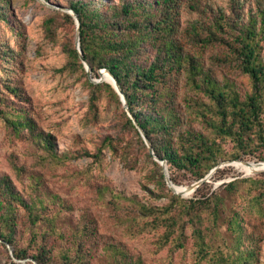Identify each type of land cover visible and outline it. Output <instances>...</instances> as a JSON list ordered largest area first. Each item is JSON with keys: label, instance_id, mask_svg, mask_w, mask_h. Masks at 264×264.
I'll return each mask as SVG.
<instances>
[{"label": "trees", "instance_id": "trees-1", "mask_svg": "<svg viewBox=\"0 0 264 264\" xmlns=\"http://www.w3.org/2000/svg\"><path fill=\"white\" fill-rule=\"evenodd\" d=\"M58 3L79 17L81 50L92 76L99 78L104 69L114 75L175 185L197 182L223 161L264 162V0ZM11 19L9 2L0 0V22L16 30ZM44 28L55 36L60 28L75 32L77 25L69 13H57L45 19ZM64 50L87 77L75 35ZM11 53L0 46V62L14 58ZM240 77L248 80V89L237 82ZM86 88L92 109L103 97L114 102L122 132L105 137L95 153L74 155H59L55 137L12 101H27L19 87L0 89L1 118L15 138L38 151L32 170L14 157L13 175L0 171L2 247L27 264H145L125 238L149 235L157 251L168 249L169 264L176 252L189 264H264V174L213 192L204 183L190 199L176 195L113 86L88 79ZM105 149L126 169L151 166L148 179L156 189L147 190L167 203L150 205L128 196L108 178L97 180L91 169L59 174L79 157L101 168ZM59 181L71 190L83 184L84 199L64 196L54 188ZM104 225L117 237L104 232Z\"/></svg>", "mask_w": 264, "mask_h": 264}, {"label": "rangeland", "instance_id": "rangeland-1", "mask_svg": "<svg viewBox=\"0 0 264 264\" xmlns=\"http://www.w3.org/2000/svg\"><path fill=\"white\" fill-rule=\"evenodd\" d=\"M7 1L11 11V20L16 21V30L11 28L13 23L8 25L1 21L0 46L12 49L11 54L14 58L7 56L0 62V89L4 91L5 84L20 88L27 101L23 102V100L11 97L12 101H15L17 107L27 108L30 116L36 119L45 133L55 137L59 155H74L84 150L95 153L105 137H117L122 132L119 123L120 110L106 97L96 103L95 109L90 107V94L86 88V80L89 77L70 64L71 60L64 50V44H70L74 35L76 43L77 30L72 32L60 28L55 36L45 31V19L50 15L66 13L65 8L58 3V0ZM104 1L110 2V0ZM18 32H22V35ZM100 79L101 76L94 78V80ZM237 82L245 89L249 88L246 78L240 77ZM105 83L108 82L105 81ZM5 96H9L7 92ZM37 155L36 146L28 141L15 138L0 116V171L13 175L9 160L14 157L19 165L32 170ZM102 159L103 166L100 168L91 158L79 157L76 160L67 161L66 167L58 172L64 176L70 169L78 171L91 169L97 180L100 181V176L108 178L116 190L128 196L137 195L143 202L150 205L167 203L166 198L155 199L147 190L155 191L156 189L148 179L151 166L144 165L137 170L126 169L120 159L107 149L103 151ZM234 162H220L205 176L211 173L210 178L205 182L212 187L211 192L235 179L253 178L257 176L253 175L255 172L264 171V165L261 164L253 165L263 166L262 169L251 171V167ZM216 168L217 170L214 171ZM223 170L227 171L226 175L219 179V172ZM188 185L191 184L177 186L180 189ZM82 186L83 184L78 185L74 188L75 190H71L67 183L59 181L54 188L64 196L77 197L79 195L81 197L76 199L83 200L82 193L85 187L82 188ZM194 193L185 198H192ZM100 214L103 215L104 212ZM104 226L107 227L103 229L104 232L117 237L118 232L114 228L110 229L109 225ZM125 239H130L127 246L134 255L140 256L145 264H169L168 249L157 251L151 236ZM262 252L264 255V242ZM171 262L189 264L181 252L173 254ZM0 264H27V262L15 259L13 249L10 247L5 249L0 245Z\"/></svg>", "mask_w": 264, "mask_h": 264}, {"label": "water", "instance_id": "water-1", "mask_svg": "<svg viewBox=\"0 0 264 264\" xmlns=\"http://www.w3.org/2000/svg\"><path fill=\"white\" fill-rule=\"evenodd\" d=\"M64 11L66 13H69L70 15H72L73 18L75 19V22H76V25H77L76 47H77V50H78L80 59L83 62L84 67L86 69V72L88 74L89 80L92 83H95V84H99V83H102V82H105L106 81L109 84H111L113 86V88L115 89V91L119 94L120 99L122 101V104H123V107H124L125 111L127 112L128 116L132 119L134 125L136 126V128L140 132L142 138L144 139V141H145V143H146V145L148 147L149 153L153 156L154 160L156 162H158L163 167L164 174H165V180H166L167 185L169 186V188L173 191V193H175L176 195H179L181 197H184V198L185 197H188L191 194H193L200 186H202L205 182L208 181V179L211 176V173L207 177H205V178H203V179H201V180H199V181H197V182H195V183H193L191 185L184 186V191H182V192H178V191L175 190V187L177 185H175L172 182L171 178H170V174H169V170H168L166 161L158 158L155 155L152 144L150 143V141L147 138V136H146L145 132L143 131V129L138 124V122L135 119V117L130 112L129 106H128V103H127V100H126V97H125L124 93L122 92V89L120 88V85H119L118 81L116 80V78L114 77V75L108 69H104V70H101L100 71L101 79L100 80H94V77L92 76L91 68H90L88 62L85 60V57H84L83 52L81 50V44H80V20H79V17L71 9H64ZM234 163H240V164L243 163L245 165H251V164H262L264 162L257 163V162H251V161H246V160H238V161H235ZM216 170H217V168L214 171H216ZM261 173H264V171H262V172H255V174H253V175H258V174H261Z\"/></svg>", "mask_w": 264, "mask_h": 264}, {"label": "bare ground", "instance_id": "bare-ground-1", "mask_svg": "<svg viewBox=\"0 0 264 264\" xmlns=\"http://www.w3.org/2000/svg\"><path fill=\"white\" fill-rule=\"evenodd\" d=\"M235 164H239V163H235ZM261 165H264V163H262ZM245 166H246V167H251V168H250L251 171H257V170H260V169L263 168V166H256V165H253V164H251V165H245ZM175 189H177L178 192H182V191H184V188H180V189H179V186H176Z\"/></svg>", "mask_w": 264, "mask_h": 264}]
</instances>
